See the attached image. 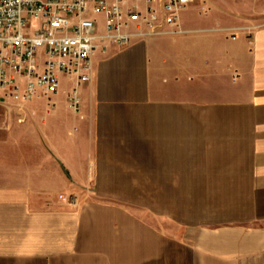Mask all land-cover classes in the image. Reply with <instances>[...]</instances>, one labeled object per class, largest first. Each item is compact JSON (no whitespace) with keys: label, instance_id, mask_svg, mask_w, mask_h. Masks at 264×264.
Wrapping results in <instances>:
<instances>
[{"label":"crops","instance_id":"0c3cea01","mask_svg":"<svg viewBox=\"0 0 264 264\" xmlns=\"http://www.w3.org/2000/svg\"><path fill=\"white\" fill-rule=\"evenodd\" d=\"M165 1L88 82L0 104V264H264V0Z\"/></svg>","mask_w":264,"mask_h":264},{"label":"built area","instance_id":"2783aa9c","mask_svg":"<svg viewBox=\"0 0 264 264\" xmlns=\"http://www.w3.org/2000/svg\"><path fill=\"white\" fill-rule=\"evenodd\" d=\"M129 1L0 0V104H23L39 90L54 94L62 76L79 86L90 80L91 57L97 50L159 34V13L151 7L152 0H145L144 12L138 7L141 0L128 5ZM194 1H165L166 22L174 24L178 11ZM32 20L36 27H31ZM132 23L137 32L128 29ZM67 103L79 110L76 88L67 95ZM70 202L75 205L77 199Z\"/></svg>","mask_w":264,"mask_h":264},{"label":"rangeland","instance_id":"374dc122","mask_svg":"<svg viewBox=\"0 0 264 264\" xmlns=\"http://www.w3.org/2000/svg\"><path fill=\"white\" fill-rule=\"evenodd\" d=\"M101 18V16H99ZM38 23L36 21H31V27H36ZM44 94V92H42ZM42 95V94H41ZM45 95V94H44ZM42 95V96H44ZM51 95V94H50ZM227 160H224L223 158H216L215 156L211 157H206L204 159L197 158L195 160H192L191 163H221V162H226Z\"/></svg>","mask_w":264,"mask_h":264}]
</instances>
